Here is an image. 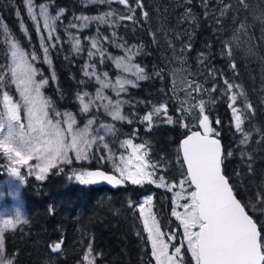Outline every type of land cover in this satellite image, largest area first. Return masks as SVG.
I'll list each match as a JSON object with an SVG mask.
<instances>
[{
  "label": "trees",
  "instance_id": "1",
  "mask_svg": "<svg viewBox=\"0 0 264 264\" xmlns=\"http://www.w3.org/2000/svg\"><path fill=\"white\" fill-rule=\"evenodd\" d=\"M190 1L192 12L197 18L190 56L196 61L198 55L207 53L211 62L209 65L216 71L218 78L239 85V88H234V92H243L242 96L238 95L236 106L243 109L245 100L253 105L254 112L246 113L250 118L242 126L246 132L251 133L246 145H240L242 137L234 128L232 114L226 105L227 97L220 98L217 109L210 110L207 114L212 126L220 133L218 138L224 152L233 153L224 160L223 173L242 205L255 206L254 210L247 206L245 210L257 222L258 227L264 229V205L259 203L261 197H264V0H252L248 10L244 9V20L253 49V57L249 55L247 58L235 48L227 46L226 50V42L222 44V38L225 37L221 30L223 25H217L216 34H212L203 15L201 0ZM35 3L49 4L53 14L60 9L65 10L62 23L57 22V34L61 43L56 48L49 49L48 54L51 73L55 79L50 77L43 61L38 35L33 22L28 18L24 0H0V24L7 26L12 37L26 51H35L39 57L36 67L48 80L43 92L52 100L55 109L60 112L69 111L80 119L77 94L83 91L92 93L94 84L83 75L85 53L83 51L77 54L72 50L68 31L76 30L66 31L67 25L77 16H95L108 11L110 7L120 13H125L126 9L116 3L98 4L91 3L90 0H35ZM142 3L144 7L136 9L137 22L125 20L119 22L115 29L92 24L79 32V36L81 40L96 36V28L99 27L100 32L103 30L106 34L116 31V40L121 41L122 38L121 42L126 41L128 46L136 45L140 49L134 62L145 69L149 78L139 81L137 87L130 88L124 95L126 113L131 116L132 123H111L119 133L125 135L133 134L134 128H137V140L140 143L147 142L150 146L148 158L153 162L166 164V168L157 171V175L163 174L167 180L172 181L176 179L178 172L182 175L183 171L181 164L177 163L179 141L193 129L176 122L180 116L176 111L175 94L163 59L164 49L154 24L157 7L163 11L162 17H166L168 21L166 0H158L155 9L148 5L147 0H142ZM129 4L135 6V0H129ZM145 11L148 13L147 20L142 15ZM21 20L27 29V36L21 29ZM171 35L178 40L176 34ZM82 45L85 49L88 42L82 40ZM5 48L0 31V65L6 64ZM104 69L111 75L115 72L108 60L104 62ZM165 103L168 105L169 115L176 120L171 124H153L151 130H148V124L142 122V117L153 106ZM216 119L220 121L218 125L215 123ZM103 120L110 122L106 117ZM61 167L63 172H59L60 167L53 169L44 181L31 177L26 180L22 198L27 218L12 231L4 233L5 258L11 259L13 264H80L91 245L93 264H154L136 207L143 196L153 194L154 211L160 226L163 230L171 231L176 227L170 217L171 194L151 184L139 186L126 182L124 187L116 190L83 185L72 182L67 177L74 169H84L83 164L73 163ZM87 168L109 171L94 163H90ZM60 240H63L60 251L53 253L51 246ZM184 264H192L185 252Z\"/></svg>",
  "mask_w": 264,
  "mask_h": 264
},
{
  "label": "snow or ice",
  "instance_id": "2",
  "mask_svg": "<svg viewBox=\"0 0 264 264\" xmlns=\"http://www.w3.org/2000/svg\"><path fill=\"white\" fill-rule=\"evenodd\" d=\"M91 3L123 5L125 13L109 8L108 11L95 16L81 15L74 18L67 25L73 51L77 54L85 49L79 32L90 27L92 24L103 25L109 28H117L119 22H137L135 15L137 8H143L142 0H135V6L129 4V0H90ZM28 18L33 22L36 32L40 37V46L44 54V61L51 63L49 49L56 48L61 43L57 34V22L62 23L64 9L58 10L56 14L50 12L47 3L36 4L35 0H24ZM244 5V0H240ZM246 7V5H244ZM228 5L221 9V15L225 14ZM190 12V10H189ZM147 20L148 13H142ZM20 17V13L17 12ZM243 27V24L240 25ZM21 29L27 36V29L21 20ZM2 32L6 39L7 51L6 64L0 65V159H6L10 165L8 173L18 177L22 183L25 175L21 174L18 166H28V175H35L38 181H44L51 169L58 165L71 164L70 153L74 154L76 161H89L98 159L107 160L111 163L113 170L119 175L106 174L104 171H76L72 172L69 179H74L83 185L96 184L101 181L112 186H123L126 182L132 185L143 186L145 183L154 184L158 188H165L172 192L177 186L180 191L174 193L172 217L178 222L183 230V238L180 246L172 244L177 239V232L173 229L170 233L161 230L156 214L152 211L153 196L148 195L139 204L138 210L143 223V230L147 233L150 242L151 255L155 264H184L182 247L186 244L187 251L191 254L193 264H264V238L262 231L254 219L246 212L245 208L255 206L252 204L242 205L236 198L233 186L222 171L224 160L231 157L233 153L224 152L220 139V133L212 126V121L206 114V102L199 99L195 102L201 92L207 91L202 85L192 80H181L179 89L185 93L180 101L177 112L180 118L176 121L185 128L199 129L190 130L189 134L180 142L177 163L181 164L182 175L177 182L166 180L165 175H157V171L166 168V164L153 162L149 157L150 146L147 142L134 143L128 138L119 144L123 149L119 153L113 152L109 147L106 137L115 131L114 125H99L95 133L91 126L93 119H89L84 127H77V121L71 112L61 113L57 111L52 100L44 95L43 89L48 80L42 77V73L35 66L39 57L32 51H26L18 40L12 37L7 26H3ZM46 33L47 35L45 36ZM96 36L84 37L88 41L87 56L89 61L85 63L83 75L89 80L94 79L99 87L95 94L83 91L77 94L80 111L88 113L91 108H103L113 121H127L132 123L122 113L125 103L119 99L121 93H125L128 87H137L139 81L148 79L145 69L134 62V57L139 54L140 49L136 45L128 46L127 42L115 39L116 31L108 35H101L100 28H96ZM155 40V34H153ZM111 43L117 49H123V55H112L107 51L106 44ZM191 49L189 44L186 49ZM183 51V50H182ZM104 64L105 60H111L118 70L116 78H110L107 71L100 73L97 70V62ZM235 65L233 64V68ZM159 75V73H157ZM37 77H40L39 79ZM131 77V78H129ZM55 79V76L52 77ZM226 93L228 96V107L231 110L236 132L241 134L240 145H246L251 133L242 127L245 120L250 117L246 113H253V105L246 101L244 107L236 106L238 95L243 92H233L234 85L225 79ZM83 83V82H82ZM174 81L173 91H176ZM15 86L18 99H13L8 87ZM115 93L117 99L105 94V90ZM213 85L211 91H216ZM195 94V95H194ZM187 105V106H186ZM198 110V111H197ZM23 112V119L21 117ZM163 116L167 123H173L168 115V105L161 104L153 106L152 110L142 117V122H147L148 130H151L154 117ZM191 117L189 123L184 120ZM215 123H220L216 119ZM97 152L100 147L108 149V155L96 156L92 153L93 146ZM243 151L241 156H243ZM35 160L34 165L29 162ZM62 167L59 172H63ZM185 203L180 204L179 201ZM259 203L264 205V197ZM178 209H182L178 210ZM19 213L14 218H3V227H0V264H13L11 259L4 257V228L16 227L23 221ZM139 235V233H138ZM167 235V241L165 236ZM63 240L51 246L53 253L60 251ZM170 245L174 251L169 253ZM92 247L89 245L88 254L84 260L93 264L89 258Z\"/></svg>",
  "mask_w": 264,
  "mask_h": 264
},
{
  "label": "rangeland",
  "instance_id": "3",
  "mask_svg": "<svg viewBox=\"0 0 264 264\" xmlns=\"http://www.w3.org/2000/svg\"><path fill=\"white\" fill-rule=\"evenodd\" d=\"M147 2H148L149 6H153V9H155V7H157V5H158V0H147ZM190 2H191L190 0H166L165 12L168 16L167 17L168 21H166V17H162L163 11H161V9L159 7H157L155 10V15H154V24H155L156 31L158 32L159 40L161 41V45L164 49L163 59H164V62L166 64L167 71L169 74V78L172 82L173 88H174V81L176 82V84H175L176 91L174 92V94H175L174 96L176 99V111L181 106L180 101L183 100L185 97V93L179 89L180 81L185 80V79H187V80L195 79L196 82L200 83L202 85V87L207 90V91L201 92L195 101L198 103L199 99H203L206 102V114H207L208 111L217 109L220 98L227 97L226 105L228 107V103L230 102L228 99V96L231 95V93L225 94L226 93V85L224 84L223 81H221L218 78V74L216 73V71L213 68H211V66L209 65L211 62H210V60H208L207 53H204V54L201 53L200 55L197 56L198 58L195 61L190 56L189 50H184L187 48V46L189 44L191 46L193 45L192 38L194 37L195 29H197V21H196L197 18L194 15V13L192 12V6H191ZM251 3H253L252 0H249V1L244 0V5H246V7H245L244 5H242L240 3V0H201V6H202L201 8L203 9V15L205 16V18H206V20L210 26L211 33L215 35L217 32V25L222 24L223 29L221 28V30H223V34L225 35V37L222 38V44H223V42H226V46H225L226 50H227V46H229L231 48H235L236 50H240V52L246 58L249 55H251L249 57H253V49L251 46L252 43L250 41V34L248 32V27L245 24L246 21L244 20V18L246 17V13L244 12L245 11L244 9L246 8V10H248ZM225 5H228L229 7L226 9L225 14L221 15V9H223L225 7ZM25 7H26V4H25ZM251 9H252L253 19H255L253 8H251ZM189 10H190V12H189ZM168 22H171V24H169ZM241 24H243L242 28L240 27ZM170 25H171V27H170ZM3 26H4V24H0L1 41L4 44V46L6 47L5 51H7V44H6L7 38L4 36V34L2 32ZM104 32H106V31L102 30L100 32V34L101 35H108L111 37V34H106ZM171 33L176 34V36L178 38L177 41L175 40L174 36L171 35ZM44 34H45V36L47 35L46 33H44ZM37 35H38V33H37ZM38 40H39V44H40L39 35H38ZM82 40L86 41L83 38H82ZM71 45H72V43H71ZM88 47H89V43L84 50L85 63L89 61V58L87 56ZM105 47L107 48V51L114 56L124 54L123 49H117L111 43L106 44ZM40 49H41V46H40ZM218 49H220V47H218ZM72 50H73V48H72ZM41 51H42V49H41ZM31 52L32 51L30 50L29 53H31ZM42 54H43V51H42ZM191 58L194 60V63L191 61ZM43 61H44V54H43ZM108 61L113 66L115 72L112 75L108 71L107 72L109 73L110 78H112L114 80L118 74V70L115 68V66L111 60H108ZM94 62H97L98 72H100V73L105 72L104 64L98 63V58ZM6 63H7V60H6ZM44 63H45V65H47V68L49 70V75L52 78L54 74L51 73L50 64L46 63L45 61H44ZM35 66H36V63H35ZM42 77L46 79V77H44L43 74H42ZM37 78L39 79L40 77H37ZM129 78H131V77H129ZM91 81L94 84V89H93V92L91 94L94 95L95 91L99 87V85L96 83V81L94 79H92ZM213 85H216V88H217L216 91H211V88ZM130 88H132V87H128V90ZM5 90L9 91V94L13 96L14 100L18 99V94L16 93L14 85L6 88ZM128 90H127V92H128ZM232 91L234 92V89ZM127 92L121 93L119 99H122L124 101L125 100L124 95ZM105 94L112 97L113 100L117 99L115 93L113 91H111L110 89L105 90ZM77 106H78V111H79V115L81 116V118L77 119L76 116L72 113L73 116L75 117L76 121H77V124H76L77 127H84L89 119H93V121H94L93 125L91 126V130L93 133H95L96 128H98L99 125H101V124L113 125L111 123L113 121L112 118L103 110L102 107L99 109L93 107L90 109V111L88 113H82L80 111V104H79L78 99H77ZM64 112H69V111H62L61 113H64ZM122 113L124 115H126L129 119L132 120L131 116H129V114L126 113V103H124V105L122 107ZM230 113H231V110H230ZM168 115H169V113H168ZM179 116H180V114H178V117ZM21 117L23 119V112H21ZM104 117L109 118L110 122L109 123L104 122V120H103ZM172 119H173V121L176 120L173 117H172ZM190 120H191V117H188L187 119L184 120V123H189ZM116 122L121 123V125L124 123L130 124L127 121H116ZM166 122L167 121L163 116L154 117L152 125L153 124L156 125L159 123L163 124ZM193 129H195V128H193ZM136 130H137V128H134L133 134L125 135V134L119 133L118 130L115 128V131L106 137V140L109 143V147L111 148V150L113 152H116V153L124 151L123 149L119 148V144L123 140L128 139V138L133 139L134 143H140L137 140L138 134L135 133ZM91 151L96 156L109 154L108 149H104L102 146L100 147L99 152H97L95 145L93 146ZM69 155L72 158V163L71 164H62V165H68L69 166V165H72L73 163H81L84 165V169H82L81 171H89L87 166L90 163H94L95 165H97L99 167H102V166L106 167L109 170L108 172L114 173L117 176L119 175L118 173H116L113 170L111 163H109L107 160L100 161L98 159H91L89 161H76L73 153H70ZM0 164H3L2 166L0 165V219L14 218L19 213L20 215L23 216L22 217L23 221H25L27 218V214H26V210H25L24 201L22 198V188L25 185L26 180L29 177L35 179V175L34 174H32V175L27 174L29 171L28 166H18L21 169V174L25 175V182L22 183L18 177L11 176L8 173V170H7L8 167L16 166V165H10L6 159H0ZM29 164L34 165L35 160L30 161ZM62 165H58V167H61ZM58 167L55 169H58ZM99 169H102V168H99ZM52 170L53 169H51L50 171H52ZM180 174L181 173L178 172L176 179H174L172 181L167 180V179L166 180L170 181V182H177V184H178L179 180L181 179ZM47 175H46V177H47ZM70 176H72V173L67 175L68 178ZM70 181L77 182L74 179V177ZM145 184H148V183H145ZM151 185L157 189L167 191L165 188H158L154 184H151ZM178 191H180L178 186L175 189H173L172 192L167 191L171 194V201H172L171 202V208H170L171 209L170 210V217L174 220V225L176 226L174 229L177 232V239L172 242V244H175V246H180V244L182 242V238H183L182 227L179 226V222L174 217H172V215H171V211L173 208L174 193L178 192ZM148 195L153 196V194H148ZM148 195L143 196L139 200L137 207H136L138 213H139V210H138L139 204L142 203L143 199L145 197H147ZM179 203L183 204V203H185V201L180 200ZM178 210L182 211V209H178ZM152 211L155 213V211H154V200H153ZM139 215H140V213H139ZM18 225L19 224H17L16 227ZM0 227H3L2 220H0ZM16 227L4 228V233L7 231H12ZM161 230L166 232V233H170L173 229L171 231H168V230H163L161 228ZM146 235H147V233H146ZM165 240L167 241V235L165 236ZM149 245H150V242H149ZM150 249H151V246H150ZM172 251H174V248L170 245L169 253H171ZM182 252H183L182 253L183 258H184V252H185L189 256V258L193 264L191 254L187 251L186 244L184 245V247H182ZM151 257H152V255H151ZM89 258L92 260L91 256ZM152 259H153V262L155 264V260L153 257H152ZM80 264H88V262L86 260H83L82 263H80Z\"/></svg>",
  "mask_w": 264,
  "mask_h": 264
},
{
  "label": "water",
  "instance_id": "4",
  "mask_svg": "<svg viewBox=\"0 0 264 264\" xmlns=\"http://www.w3.org/2000/svg\"><path fill=\"white\" fill-rule=\"evenodd\" d=\"M196 130H199V129H196ZM190 132V131H189ZM189 132L185 135V136H183L181 139H180V141H179V145H180V142L189 134ZM97 170H101V171H104L106 174H113V175H115L114 173H111V172H108V171H105V170H103V169H99V168H96V169H92V170H90V171H97ZM222 171H223V167H222ZM230 184V183H229ZM91 186H93V187H101V186H103V187H106V188H108V189H111V190H116V189H119V188H122V187H124L125 186V184L123 185V186H112V185H109L107 182H105V181H101V182H98V183H96V184H91ZM234 195H235V193H234ZM237 198V197H236ZM247 212V211H246Z\"/></svg>",
  "mask_w": 264,
  "mask_h": 264
}]
</instances>
